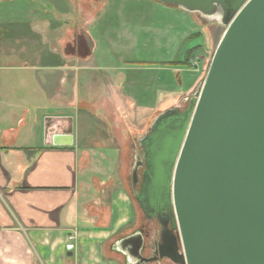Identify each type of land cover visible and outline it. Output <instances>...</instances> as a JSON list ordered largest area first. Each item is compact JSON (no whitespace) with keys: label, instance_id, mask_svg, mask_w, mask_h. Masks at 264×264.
<instances>
[{"label":"crops","instance_id":"crops-1","mask_svg":"<svg viewBox=\"0 0 264 264\" xmlns=\"http://www.w3.org/2000/svg\"><path fill=\"white\" fill-rule=\"evenodd\" d=\"M19 1L0 0V264H136L118 247L141 231L135 205L118 175L97 176L92 166L100 145L116 143L98 127L111 107L132 136L136 120L127 118L152 111L139 142L167 99L138 97L128 56L103 71L93 24L112 0H41L45 11H20ZM117 13L127 53L131 11ZM57 133H72L73 144L55 145Z\"/></svg>","mask_w":264,"mask_h":264},{"label":"water","instance_id":"water-1","mask_svg":"<svg viewBox=\"0 0 264 264\" xmlns=\"http://www.w3.org/2000/svg\"><path fill=\"white\" fill-rule=\"evenodd\" d=\"M158 1L217 20L223 34L188 107L167 108L139 138L146 168L139 190L133 168V193L166 234L152 257L141 231L118 247L136 264H264V0Z\"/></svg>","mask_w":264,"mask_h":264},{"label":"rangeland","instance_id":"rangeland-1","mask_svg":"<svg viewBox=\"0 0 264 264\" xmlns=\"http://www.w3.org/2000/svg\"><path fill=\"white\" fill-rule=\"evenodd\" d=\"M111 2L110 7L98 10L100 11L97 15L98 23L93 24L98 25L94 28L97 29L95 35L99 40L98 55L105 67L103 71L108 73L113 67L122 65L119 60L128 56L134 62L130 64L133 69L126 73L135 77L134 88L139 94L138 97L143 93L141 98L145 97L148 105L160 104L167 99L164 101L165 105L153 113L152 117L170 107L186 109L199 83L207 75L216 44L223 34L221 24L217 20L207 21L197 12L158 0H112ZM18 5L20 11H30V5H34L36 11H45L48 8V5L41 0H20ZM117 11H131L129 19L136 39L127 53L122 49L124 33ZM168 60L186 62L173 65ZM166 80L167 87H165ZM160 88L163 89L162 97ZM165 89H168L167 98L164 95ZM151 114L152 111H141L135 114L134 118L133 116L127 118L131 126L136 120V127L131 129L132 136H126L122 133L125 125L123 114L116 113L111 107L107 109V123L102 121L98 128L102 132H111L115 136L116 143L100 145L102 155L92 160V166L98 168L97 176L99 173L100 176L116 174L120 177L121 188L131 197L137 212L133 230L145 228L146 256L152 252L151 243L156 236L157 224L146 219L132 191L130 177L135 153L139 149V142L134 134L148 127L151 120L148 117ZM81 121L85 130L91 134L94 130L91 123L84 119ZM163 262L175 264L168 259H163Z\"/></svg>","mask_w":264,"mask_h":264},{"label":"flooded vegetation","instance_id":"flooded-vegetation-1","mask_svg":"<svg viewBox=\"0 0 264 264\" xmlns=\"http://www.w3.org/2000/svg\"><path fill=\"white\" fill-rule=\"evenodd\" d=\"M143 151H144V148H142L140 146V143H139V149L136 150L135 160H134V163H133V168L134 167H137V171H138V173L140 175V181L136 184V188L138 190L141 188L142 174H143L144 169L146 168L145 158L143 156ZM130 182H131V188H132V191H133V188H134L133 187V169H132V174H131V177H130ZM143 212H144V210H143ZM144 215H145V217H146V219L148 221L155 222L157 224V232H156L155 238L153 239V241L151 243L152 244V252H151V254L149 256H146L144 254L145 249L147 247L145 228H140L141 232L143 233V235L145 237V245H144V249H143V255L146 256V257H152V256L155 255V251L159 248V245H160V243L162 241L163 235L166 234V231L164 230V227L162 225V223H163V221H164L165 218H160L159 215L150 218L149 216H147V214L145 212H144ZM168 224H169L168 226L170 227V223H168Z\"/></svg>","mask_w":264,"mask_h":264},{"label":"trees","instance_id":"trees-1","mask_svg":"<svg viewBox=\"0 0 264 264\" xmlns=\"http://www.w3.org/2000/svg\"><path fill=\"white\" fill-rule=\"evenodd\" d=\"M169 62H170V64H173V65H180L182 63H185L186 61H175V60H173V61H169Z\"/></svg>","mask_w":264,"mask_h":264},{"label":"built area","instance_id":"built-area-1","mask_svg":"<svg viewBox=\"0 0 264 264\" xmlns=\"http://www.w3.org/2000/svg\"><path fill=\"white\" fill-rule=\"evenodd\" d=\"M150 264H165V263L163 262V260H158V261H154Z\"/></svg>","mask_w":264,"mask_h":264}]
</instances>
